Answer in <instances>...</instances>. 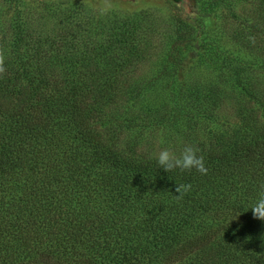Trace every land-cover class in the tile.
I'll use <instances>...</instances> for the list:
<instances>
[{
    "label": "trees",
    "instance_id": "trees-1",
    "mask_svg": "<svg viewBox=\"0 0 264 264\" xmlns=\"http://www.w3.org/2000/svg\"><path fill=\"white\" fill-rule=\"evenodd\" d=\"M246 1L263 36L264 0ZM196 2L195 13L218 5ZM12 3L13 34L0 40V264H264V221L245 211L264 183V80L251 76L264 54L207 43L143 79V45L128 32L80 53L43 28L32 35ZM182 62L229 88L178 78ZM230 99L233 117H216ZM157 129L162 143L183 141L177 155L198 148L207 174L160 168L144 141ZM177 184L192 186L179 201Z\"/></svg>",
    "mask_w": 264,
    "mask_h": 264
},
{
    "label": "rangeland",
    "instance_id": "rangeland-1",
    "mask_svg": "<svg viewBox=\"0 0 264 264\" xmlns=\"http://www.w3.org/2000/svg\"><path fill=\"white\" fill-rule=\"evenodd\" d=\"M14 1L19 4L20 22H29L31 27H34L32 35L39 33L40 28H43V33L49 35L48 37H62L76 43L77 52L80 53H96L97 44L108 42L116 33L123 31L133 35L130 39L141 43L143 47L140 50L145 53L142 62L135 66L136 72L143 79H151L162 64L169 66L163 61L170 53H182L192 57L203 51L207 43L216 44L221 54L226 56L230 54L258 60L259 56L250 53V50L254 51L251 45L264 54V35H261L260 25H257L260 19L254 6L246 0H203L218 4L213 12L203 13L192 12L198 6L196 0H111L112 8L104 15L99 11L101 0H87V6L83 4V0ZM14 6L13 3L9 4V0H0V40L6 36L10 38L13 34L9 25L11 27L13 23ZM131 25L135 27V32L127 28ZM128 46L129 43L126 42L124 47ZM118 51L116 48L113 53ZM184 60L192 62L189 58ZM175 67L178 78H182V74L188 70L186 80L204 76L212 79L217 77L216 84L229 88L224 75H215L211 67L202 68L203 66L198 64L192 67L183 62ZM246 73L251 71L244 70L242 76H246ZM251 76H259L264 80V68L256 67ZM232 100L213 109L214 115L231 119ZM162 133V129H157L145 136L144 141L147 138L149 142H154L149 148L153 153L165 148L174 152L173 143H183L175 136H172L177 138L175 142L170 139V142L162 143L158 139ZM144 147L141 145L140 149L144 151Z\"/></svg>",
    "mask_w": 264,
    "mask_h": 264
},
{
    "label": "clouds",
    "instance_id": "clouds-1",
    "mask_svg": "<svg viewBox=\"0 0 264 264\" xmlns=\"http://www.w3.org/2000/svg\"><path fill=\"white\" fill-rule=\"evenodd\" d=\"M83 4L87 6V0H83ZM101 4L102 6L99 9L101 15L106 14L112 8L111 0H101ZM5 71L4 59L3 56L0 55V75ZM198 151V148L192 145H186L180 154L177 155L173 151L165 148L153 153V158L157 161L159 167L167 172H172L176 169L181 171H191L192 169H195L200 174H207L208 169L205 166L204 157L198 155ZM191 187V184H177L175 189L176 193H178L176 199L178 201L181 200L184 195L191 190ZM248 209L252 210L254 219L264 221V183L259 185L255 203L246 207L245 211ZM262 241H264V237H262ZM262 247H264V243H262Z\"/></svg>",
    "mask_w": 264,
    "mask_h": 264
}]
</instances>
